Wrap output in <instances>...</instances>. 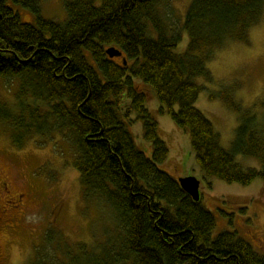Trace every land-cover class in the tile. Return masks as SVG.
<instances>
[{"label": "trees", "instance_id": "trees-1", "mask_svg": "<svg viewBox=\"0 0 264 264\" xmlns=\"http://www.w3.org/2000/svg\"><path fill=\"white\" fill-rule=\"evenodd\" d=\"M44 1L0 0V79L11 81L14 98L0 95V127L17 149L33 137L38 145L66 139L83 199L107 205L116 222L90 243H71L49 227L28 264H264V253L236 230L213 237V212L160 169L169 149L148 108L157 99L160 113L189 133L205 178L264 182V124L252 108L223 98L239 121L225 149L196 106L197 78L212 82L207 62L227 43L247 40L264 0H191L180 26L159 9L166 0H63L62 22L42 17ZM10 2L30 10L35 23H24ZM184 33L187 49L177 53ZM111 47L122 51L120 62L106 53ZM135 122L153 145L151 158L135 143ZM238 155L262 168L242 167Z\"/></svg>", "mask_w": 264, "mask_h": 264}, {"label": "rangeland", "instance_id": "rangeland-1", "mask_svg": "<svg viewBox=\"0 0 264 264\" xmlns=\"http://www.w3.org/2000/svg\"><path fill=\"white\" fill-rule=\"evenodd\" d=\"M96 2L100 5V0ZM190 3L191 0H166L159 9L168 14L167 23L180 26ZM10 4L24 23H35L30 10ZM41 15L64 21L67 13L63 0H45ZM188 41L184 33L176 52L183 53ZM206 66L212 82L197 78L203 90L196 106L212 122L222 147L229 149L239 121L238 113L223 101L224 97L243 109L252 108L264 124V15L249 29L246 41L227 43ZM10 84L0 79V95L13 102L7 90ZM148 108L158 122V137L169 149L168 159L160 169L175 178L194 176L200 181V202L216 218L213 237L225 230H236L254 251L263 254L264 182L257 179L243 186L205 178L195 161L189 133L179 128L169 114L160 113L157 99L151 98ZM129 129L136 145L151 158L153 145L145 140L142 123L135 122ZM70 145L56 135L45 145H38L37 137H33L17 149L0 127V264H28L34 248L52 226L61 229L71 243L102 241L105 230L114 228L115 214L107 205L83 199L79 173L73 166L76 153ZM236 162L244 168H262L255 158L238 155Z\"/></svg>", "mask_w": 264, "mask_h": 264}, {"label": "water", "instance_id": "water-1", "mask_svg": "<svg viewBox=\"0 0 264 264\" xmlns=\"http://www.w3.org/2000/svg\"><path fill=\"white\" fill-rule=\"evenodd\" d=\"M106 53L111 57L124 58L122 51L111 47L107 49ZM126 64V62H125ZM178 183L182 190H184L195 202L201 200L200 181L194 176L179 177Z\"/></svg>", "mask_w": 264, "mask_h": 264}, {"label": "crops", "instance_id": "crops-1", "mask_svg": "<svg viewBox=\"0 0 264 264\" xmlns=\"http://www.w3.org/2000/svg\"><path fill=\"white\" fill-rule=\"evenodd\" d=\"M151 150V149H150Z\"/></svg>", "mask_w": 264, "mask_h": 264}]
</instances>
